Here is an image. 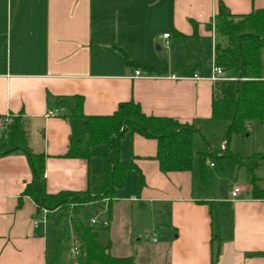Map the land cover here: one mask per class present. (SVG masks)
Segmentation results:
<instances>
[{"label": "crops", "instance_id": "0c3cea01", "mask_svg": "<svg viewBox=\"0 0 264 264\" xmlns=\"http://www.w3.org/2000/svg\"><path fill=\"white\" fill-rule=\"evenodd\" d=\"M218 2L234 15L264 8V0H0V137L4 124L20 115L28 147L44 156L48 193L94 187L103 167V144L90 147L88 158L65 156L70 141L85 143L86 133L61 97L82 96L84 115H109L133 100L146 115L196 127L194 154L201 150H194L199 136L212 150L207 138L218 120L211 118L214 82L208 77L221 39L213 25ZM123 53L155 71L131 67ZM245 127L246 135L231 137L230 150L264 155V126L248 121ZM155 154V139L126 133L120 159L133 160L143 187L137 194L138 173L130 170L111 203L86 204L101 216L90 224L107 229L110 253L132 256V264H211L217 236L212 264H264V163L254 171L262 198L251 196L246 169L228 161L233 184L223 195H203L198 163L189 171L162 172ZM31 179L23 153L0 157V264H45L56 248L57 240L48 250L51 220L40 219L33 200L22 195ZM235 186L240 193L233 197ZM205 201L215 206V222ZM143 233L155 248L141 244ZM71 244L65 251L62 244L59 264H98L73 256Z\"/></svg>", "mask_w": 264, "mask_h": 264}, {"label": "trees", "instance_id": "16d2710c", "mask_svg": "<svg viewBox=\"0 0 264 264\" xmlns=\"http://www.w3.org/2000/svg\"><path fill=\"white\" fill-rule=\"evenodd\" d=\"M213 25L221 38L214 45L213 63L222 69L224 77H230L215 81L212 87L211 118L225 123L223 148L215 147L194 154L192 141L194 135L199 133L196 127L170 117L146 115L133 100L119 103L117 109L109 115H84L81 109L82 96L61 97L58 98L60 105L66 108L69 116L81 119L86 133L85 143L79 139L70 141L65 156L88 158L90 147L103 144V167L94 187L83 191L48 193L45 189L44 156L33 153L28 147L20 115L4 124L0 137V157L21 152L26 156L32 171V179L25 184L22 195L33 200L38 212L41 209L59 211L54 226L63 235L57 240L56 248L45 264H59L60 248L69 239L67 221L80 242L84 252L82 258L86 263L132 264V256L112 255L109 245L98 241L96 228L86 223L80 215L86 204L101 206L103 201L111 203L116 192L124 187L130 170L138 173L137 194L143 187V175L133 160L125 162L120 159V145L126 133L156 140L155 159L162 172L189 171L197 156L200 184L203 186L206 161L215 157L244 167L251 178V196L263 197L254 171L264 163V155L254 153L248 157L241 156L230 150L229 142L232 135L247 134L245 124L248 121L264 126V8L234 15L222 2H218ZM123 56L131 67H141L147 72L155 71L136 64L125 53ZM204 203L209 206L212 221L215 222L214 204ZM216 237L212 236L211 239L212 263L219 253V245L214 247Z\"/></svg>", "mask_w": 264, "mask_h": 264}, {"label": "rangeland", "instance_id": "374dc122", "mask_svg": "<svg viewBox=\"0 0 264 264\" xmlns=\"http://www.w3.org/2000/svg\"><path fill=\"white\" fill-rule=\"evenodd\" d=\"M215 125H213L212 128H210V134L208 135V141H210L211 144L215 145L213 147H219L218 145H220L221 143V140L224 136V129H222V126H223V122L222 121H216L214 122ZM3 126V125H2ZM232 136H235V135H232ZM234 138V137H233ZM236 140H243V139H240V137H237ZM239 141V142H240ZM241 143H238L237 142V146L240 147L241 146ZM201 149V150H200ZM194 150H200V151H204V150H209L207 149V145L205 143V141L202 139V137H197V143L196 145H194ZM197 158L195 157L194 158V162L195 163H198L197 161ZM210 162H212V164L214 165V167H211L210 166ZM226 164H229L227 161L225 160H218L217 158L215 157H211V158H208L207 161H206V174H205V183H204V186H203V189L201 191V193L203 195H208V194H212V195H223L224 194V191L226 190V188L228 186H230V184H233V182L235 181L233 179V170L232 169H228V168H225L224 166ZM228 166V165H227ZM222 168V169H221ZM218 169L219 172H222V174H220V176H214V175H210L212 173L213 170H216ZM222 170V171H220ZM229 183V184H228ZM238 183V182H237ZM227 184V185H226ZM106 201H103L102 205L105 203ZM44 210L46 211V215L47 217L51 220V224H50V230H51V236L48 237V250H51L53 249L54 247V241L58 240L62 235V231L61 230H58L55 226H54V223L58 220V217H59V211H50L48 209H41L40 213L42 214L44 212ZM97 212L94 211L90 206H87L81 211L80 215L82 217V219L90 224V219L92 217H95L97 216L98 218V221L100 220L101 216L98 214L96 215ZM67 224H68V231H70L69 233V239L67 241H65L63 243V245L65 246V248H63V251L66 250V247L68 245V243H71L72 242V239H73V236H74V233L71 232L70 228L71 227V224L68 223L67 221ZM215 225V228H216V224ZM97 232H98V238L99 240L106 244L107 240H108V236H107V229L106 228H99V224H96V225H93ZM148 236H146L144 233L142 234V238H141V244H145L149 249L150 247L151 248H155V247H152V242L149 244L148 243ZM150 237V235H149ZM151 239V237H150ZM119 242V240L117 241ZM138 245V244H137ZM136 245V246H137ZM124 247V246H123ZM121 248V249H124V248ZM144 256V261L147 260V255H143ZM141 258V255H138V258ZM79 262H80V257L77 259ZM141 261V260H140Z\"/></svg>", "mask_w": 264, "mask_h": 264}, {"label": "built area", "instance_id": "2783aa9c", "mask_svg": "<svg viewBox=\"0 0 264 264\" xmlns=\"http://www.w3.org/2000/svg\"><path fill=\"white\" fill-rule=\"evenodd\" d=\"M169 34H163V37L167 38ZM135 76H141L142 74L139 70H135ZM195 79H199L201 78L198 74L194 75ZM211 81L215 82L217 80H222V79H228L227 77H224L222 74V69L219 66H216L214 63L211 66V75L208 77ZM54 112H49V115H52ZM240 193V188L235 186L232 189L231 195L233 197H236L238 194ZM40 219H42L44 222L47 221V215H46V211L44 210V212L41 214ZM91 224H95L97 222V220L95 218H92L90 220ZM107 223L104 222L103 226H106ZM153 241H155V238H152ZM71 253L73 256H84V252L82 251V249L80 248V242L79 240L74 236L72 239V244H71Z\"/></svg>", "mask_w": 264, "mask_h": 264}]
</instances>
